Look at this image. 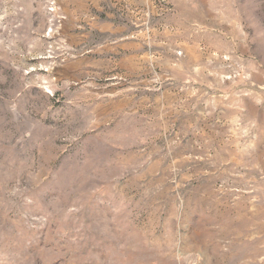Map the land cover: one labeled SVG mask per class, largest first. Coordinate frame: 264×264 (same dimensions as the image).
<instances>
[{
    "label": "rangeland",
    "instance_id": "1",
    "mask_svg": "<svg viewBox=\"0 0 264 264\" xmlns=\"http://www.w3.org/2000/svg\"><path fill=\"white\" fill-rule=\"evenodd\" d=\"M0 264H264V0H0Z\"/></svg>",
    "mask_w": 264,
    "mask_h": 264
},
{
    "label": "crops",
    "instance_id": "2",
    "mask_svg": "<svg viewBox=\"0 0 264 264\" xmlns=\"http://www.w3.org/2000/svg\"><path fill=\"white\" fill-rule=\"evenodd\" d=\"M102 27L104 29H108L109 25L107 23H103ZM116 31L122 30L121 28H116ZM130 39V36L128 37L127 34L121 35L120 33L117 34V39H115L114 47L112 52H117V54H121L122 52V57L123 58H134L132 49H133V44L131 42H128L127 40ZM121 57V58H122Z\"/></svg>",
    "mask_w": 264,
    "mask_h": 264
}]
</instances>
